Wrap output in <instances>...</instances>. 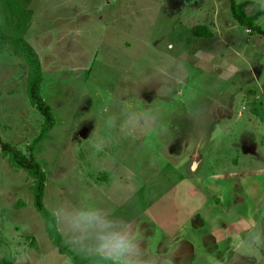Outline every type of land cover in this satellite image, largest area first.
Masks as SVG:
<instances>
[{
  "label": "rangeland",
  "instance_id": "obj_1",
  "mask_svg": "<svg viewBox=\"0 0 264 264\" xmlns=\"http://www.w3.org/2000/svg\"><path fill=\"white\" fill-rule=\"evenodd\" d=\"M30 1L25 40L56 120L34 150L45 206L131 222L140 264H241L239 251L264 248L263 228L254 240L239 224V212L264 201V36L239 25L228 0ZM237 1H251L248 15L264 11V0ZM197 26L212 37H197ZM27 72L2 52L0 137L25 155L42 125ZM243 162L257 178H239ZM31 183L0 155V264H72L44 231Z\"/></svg>",
  "mask_w": 264,
  "mask_h": 264
},
{
  "label": "trees",
  "instance_id": "obj_2",
  "mask_svg": "<svg viewBox=\"0 0 264 264\" xmlns=\"http://www.w3.org/2000/svg\"><path fill=\"white\" fill-rule=\"evenodd\" d=\"M13 1V0H12ZM25 7L3 6L0 2V55L5 50H9L15 57L19 58L27 66L26 94L29 103L38 111L42 118V125L38 135L28 145V155L12 145L2 140L0 137V155L8 159L11 166L26 173L32 183L29 190L33 197V207L44 226V231L48 235L52 244L57 248L59 254L68 257L72 264H107L98 257L78 255L66 243V240L58 228V219H54V212L45 206V185L47 177L41 164L34 155L35 148L48 135L56 124L52 108L41 96V85L43 82L42 67L39 56L33 47L25 40V35L30 27L32 11L28 9L31 1L24 0ZM229 9L233 19L241 26L246 27L259 36H264V25L258 23L264 17V11H258L253 15H248L245 8L251 1L239 2L228 0ZM11 3V2H10ZM4 4V3H3ZM9 8L8 12L6 11ZM196 36L200 38H211L212 32L206 26L195 28Z\"/></svg>",
  "mask_w": 264,
  "mask_h": 264
},
{
  "label": "clouds",
  "instance_id": "obj_3",
  "mask_svg": "<svg viewBox=\"0 0 264 264\" xmlns=\"http://www.w3.org/2000/svg\"><path fill=\"white\" fill-rule=\"evenodd\" d=\"M56 218L72 244L87 254L107 264H140V250L131 222L121 223L98 207L63 206L55 211Z\"/></svg>",
  "mask_w": 264,
  "mask_h": 264
},
{
  "label": "crops",
  "instance_id": "obj_4",
  "mask_svg": "<svg viewBox=\"0 0 264 264\" xmlns=\"http://www.w3.org/2000/svg\"><path fill=\"white\" fill-rule=\"evenodd\" d=\"M32 24H33V21H32V23H30L29 29L32 28ZM29 29H28V31H29ZM33 49L36 51V53H38V50L35 47H33ZM42 74H43V72H42ZM250 165H251L250 163H248V165H246L243 162V168L241 170V174L239 173V178H248L249 180H251V179H254V178L258 177L259 172L256 171V169L259 168V167H256V168L252 169V168H249ZM192 169H194L193 166H192ZM195 171H197V170H195ZM191 180H200V179L199 178H197V179L195 178V179H191ZM196 184L200 185V182L197 181ZM196 186H194L193 188L200 195V198H198V199L202 202V204L207 206L206 203H207L208 199L206 198L205 194L208 193V192L207 191L203 192L201 190L202 186H200V187H196ZM189 196L191 198H194V199L197 198L194 194L191 193V190L189 192ZM261 203L259 204V206L256 209H253V210H250V211H247V209H243L242 211H245V212H242V213L239 212V216L241 218V219H239V222H240L239 224L244 222V229L245 230H243V233L245 235H251L252 239L254 238V240H255L256 236H258V237L260 236V232L262 234V231H261L262 228H263V231H264V201H263L262 204ZM209 206H211V205H209ZM243 240H245V239H243ZM219 242H220V240H215V239H212V240L208 241V243H211L213 246H216V247L218 246ZM255 245H256V242L254 241L253 242V247H255ZM216 247H214V248H216ZM239 261H240L241 264H264V248L261 247L257 254H253L251 256L245 254L243 251H239ZM189 263H190V261H189Z\"/></svg>",
  "mask_w": 264,
  "mask_h": 264
}]
</instances>
